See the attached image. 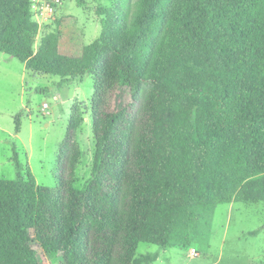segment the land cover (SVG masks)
<instances>
[{
	"label": "trees",
	"instance_id": "16d2710c",
	"mask_svg": "<svg viewBox=\"0 0 264 264\" xmlns=\"http://www.w3.org/2000/svg\"><path fill=\"white\" fill-rule=\"evenodd\" d=\"M114 2L92 43L62 45L77 28L58 20L35 48L33 0H0L1 52L93 76L96 139L82 188L76 106L56 186L18 160V178H0V264H40L34 241L60 264H150L140 243L190 246L197 217L264 200V0Z\"/></svg>",
	"mask_w": 264,
	"mask_h": 264
},
{
	"label": "rangeland",
	"instance_id": "374dc122",
	"mask_svg": "<svg viewBox=\"0 0 264 264\" xmlns=\"http://www.w3.org/2000/svg\"><path fill=\"white\" fill-rule=\"evenodd\" d=\"M47 1L32 3L33 19L40 25L35 48L46 33L55 30L58 20L63 21V30L77 28L75 36L63 39L62 45L92 43L102 33L104 10L115 3L62 0L54 14H42ZM93 94L90 74L71 78L32 71L18 58L0 51V178H18V160L24 177L30 168L38 184L56 186L59 150L76 106L81 117L76 136L81 159L75 187H84L94 176ZM190 236L191 245L185 247L140 243L136 257L156 256L150 264H264V200L221 203L195 219ZM32 245L39 252L40 264H60L36 241Z\"/></svg>",
	"mask_w": 264,
	"mask_h": 264
},
{
	"label": "built area",
	"instance_id": "2783aa9c",
	"mask_svg": "<svg viewBox=\"0 0 264 264\" xmlns=\"http://www.w3.org/2000/svg\"><path fill=\"white\" fill-rule=\"evenodd\" d=\"M61 1L62 0H49L45 2L42 5V8H44L42 14H44L46 11L50 14H54L56 12L57 6L62 3ZM45 106H48V104L46 103Z\"/></svg>",
	"mask_w": 264,
	"mask_h": 264
}]
</instances>
